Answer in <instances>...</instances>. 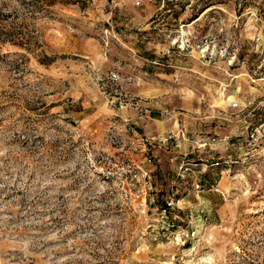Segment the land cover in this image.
<instances>
[{
	"label": "rangeland",
	"instance_id": "rangeland-1",
	"mask_svg": "<svg viewBox=\"0 0 264 264\" xmlns=\"http://www.w3.org/2000/svg\"><path fill=\"white\" fill-rule=\"evenodd\" d=\"M47 4L0 0V264H264V0Z\"/></svg>",
	"mask_w": 264,
	"mask_h": 264
},
{
	"label": "trees",
	"instance_id": "trees-1",
	"mask_svg": "<svg viewBox=\"0 0 264 264\" xmlns=\"http://www.w3.org/2000/svg\"><path fill=\"white\" fill-rule=\"evenodd\" d=\"M46 1L48 3L47 6H50V7L55 3V0H46ZM7 32H8L7 25L4 26L3 24H0V38L5 37L6 34H8Z\"/></svg>",
	"mask_w": 264,
	"mask_h": 264
}]
</instances>
